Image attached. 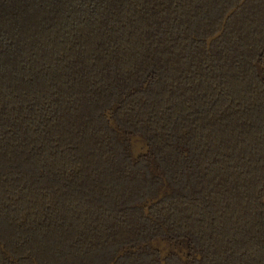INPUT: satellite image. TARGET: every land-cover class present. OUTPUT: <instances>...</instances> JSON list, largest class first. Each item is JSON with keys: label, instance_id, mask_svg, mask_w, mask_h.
I'll return each instance as SVG.
<instances>
[{"label": "trees", "instance_id": "16d2710c", "mask_svg": "<svg viewBox=\"0 0 264 264\" xmlns=\"http://www.w3.org/2000/svg\"><path fill=\"white\" fill-rule=\"evenodd\" d=\"M240 1L0 0V264H264V0L222 26Z\"/></svg>", "mask_w": 264, "mask_h": 264}, {"label": "flooded vegetation", "instance_id": "af4514ba", "mask_svg": "<svg viewBox=\"0 0 264 264\" xmlns=\"http://www.w3.org/2000/svg\"><path fill=\"white\" fill-rule=\"evenodd\" d=\"M241 1H242V0H241ZM241 1H240V3H241ZM245 1H246V0H245ZM245 1H244V2H245ZM244 2H243V4H244ZM240 3L237 5V7H235L236 10H237L240 6L243 5V4L240 5ZM239 5H240V6H239ZM233 9H234V8H233ZM231 10H232V9H231ZM231 10H230V11H231ZM236 10H235V11H236ZM235 11H234V12H235ZM228 12H229V11H228ZM228 12H227V13H228ZM234 12H233V13H234ZM233 13H232V14H233ZM232 14H231V15H232ZM226 15H227V14H226ZM226 15H225V16H226ZM231 15H230V16H231ZM225 16H224V18H225ZM230 16H229V17H230ZM229 17H228V18H229ZM224 18H223V25H222V26H224L225 22L228 20V18H227V20L224 22ZM219 32L222 33V30L219 31ZM217 33H218V32H217ZM217 33H216V34H217ZM216 34H215V35H216ZM220 35H221V34H220ZM213 36H214V35H213ZM213 36H212V37H213ZM210 38H211V37H210ZM216 39H217V38H216ZM216 39H214V40H216ZM214 40H212V41H214ZM212 41H211V42H212ZM206 42H207V40H206ZM210 44H211V43H210ZM209 46H210V45H209ZM206 47H207V45H206ZM208 48H209V47H208ZM208 48H207V49H208ZM260 70H261V72H262V79H263V81H264V58L262 59V62L260 63ZM131 142H132V149H133L134 147L137 146V145H136L137 141H136V140H134V141L132 140ZM147 147H148V146H147ZM142 151H143V146L139 148V152H140V153H139L138 155H142V153H143ZM147 152H148V151H147ZM149 206H150V205H149ZM149 206H146V204H145V205H143V207H142L145 216H147V214H148ZM154 244H155V243H153V245H154ZM160 246H161V247H164L165 244H161ZM170 249H171L173 252H175L176 255H177L182 261H187L188 259H190V254H189L186 250H180V251H177L174 247H172V248H170ZM170 249H168V248H167V249H164V250L161 252V256L163 257V256L168 255V254H166V253H168ZM196 258L199 259L198 256H196ZM161 264H164V262H161Z\"/></svg>", "mask_w": 264, "mask_h": 264}, {"label": "water", "instance_id": "95a60500", "mask_svg": "<svg viewBox=\"0 0 264 264\" xmlns=\"http://www.w3.org/2000/svg\"><path fill=\"white\" fill-rule=\"evenodd\" d=\"M244 1H245V0H242L241 3H240V5L243 4ZM240 5H239V6H240ZM235 10H236V8L232 9L231 11H229V12L227 13V15H226L225 18H224V22L227 20V18H228V17H229V16H230ZM220 34H221V32H218V33H217L216 35H214L213 37L207 39V42H206L207 48L209 47L211 41L214 40V39H216V38H218V37L220 36ZM108 117H109V115H108V113H107V118H108ZM134 140L137 141V143H136L137 146L134 147V148L132 149L133 156H134V157H137V156H138V154L140 153V152H139V148L142 147V146H143V151H142L143 153H142V154H146L147 151H148V147H147V145H146L144 142H142L141 139H140L139 137H136L135 139H133V141H134ZM154 202H155L154 200H152V201H148V202L146 203V206H149V205H151V204L154 203ZM262 203L264 204V193H263Z\"/></svg>", "mask_w": 264, "mask_h": 264}]
</instances>
